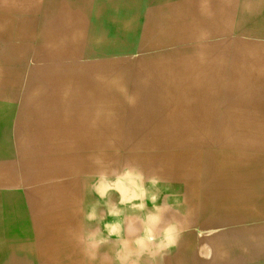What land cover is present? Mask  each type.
Wrapping results in <instances>:
<instances>
[{
	"label": "bare ground",
	"instance_id": "6f19581e",
	"mask_svg": "<svg viewBox=\"0 0 264 264\" xmlns=\"http://www.w3.org/2000/svg\"><path fill=\"white\" fill-rule=\"evenodd\" d=\"M20 1L21 4H19L23 5V9L20 11L25 13V15L22 13L23 25L26 28H32L35 20L34 17L28 15L32 9L37 8V0ZM108 1L113 6H123L125 2V0ZM2 2L3 0H0V41L8 34L11 18L10 13L2 8ZM52 2L54 3V1ZM171 8L172 13L177 14L188 11L187 7L182 4H176ZM222 8L225 9L223 6ZM77 16L75 13L73 15L69 13L65 19L68 22L73 18L80 25ZM120 18L123 19L124 14L120 15ZM208 19L210 20V18ZM172 33H174L173 36L170 37L169 33L166 38L172 40L170 42L174 43L185 38V33L180 34V29L177 27L172 30ZM65 35L67 34L65 33ZM67 41L70 44L72 42H76L77 45L81 42L83 44L81 32L76 31L70 38L59 41L56 48H62ZM13 63L15 69L21 66L19 60H14ZM115 65L116 63H113L111 67ZM167 65L164 64L162 70L157 73L167 76ZM174 65L177 66L175 63ZM111 67H108L103 77L100 74L101 78L92 83L105 92L123 93L124 83H126L124 77L110 78L109 73H106L113 71ZM49 72L52 73V71ZM177 77L181 81L175 88L164 89V92L159 95V100L151 106L147 98L135 99V101L125 99L127 107L120 108V112L114 114L106 112V105L111 102L107 99L106 105L94 110L93 113H83L82 111L76 117L77 113L71 115L65 107H62L63 110L61 109L62 111L58 114H50L53 106L48 104L40 106L37 95L32 97L29 103L21 105L19 109L0 102V264H96L97 262L104 264L109 256L106 253H101L98 247L91 245L87 238L86 231L90 224L87 223L86 218L89 212L96 209L92 207L94 205H90L89 196L92 190L99 193L108 185L109 181L107 180L108 183H105L103 180L111 171L107 167V160H114L117 149L126 144L139 151L138 157L147 156L152 151V154L147 158H138L139 163L144 166H150L155 162L163 164L164 170L160 172L153 170L154 174L157 175L161 186H167L169 182L173 183L171 185L181 198L182 209L190 215L197 216L192 223L194 222L200 228L210 224V228L213 229L240 230L239 235H232L228 238L213 240L214 235H212L209 245L213 252L212 260L214 262L248 260L245 264H264V151L249 147V143L263 142L264 144V115L254 113L256 110L264 109V84H260L262 81L259 78V85L246 90V96H251L253 99L251 102L245 103L243 99L235 97L238 95V90L230 87L229 84L228 88L216 86L209 88L210 91L198 87L197 79H182V74ZM70 81H62V84L69 87L71 86ZM7 87V85L0 86V94L8 92L7 90L2 91ZM51 87L54 88V86ZM148 89V85L143 87V91ZM42 95L44 96V94ZM180 98L186 105L170 108L171 104L178 102ZM62 99H57L55 104H61ZM222 99L231 101L234 99L233 106L230 104L231 108H228L229 110L225 113L219 110L216 104L224 101ZM163 108L171 109V117L158 118L155 116L159 114V109ZM241 110L248 111V117H242ZM115 119L118 121L115 122ZM225 122L230 123L227 129L224 126ZM37 123L41 124L39 133L37 132ZM239 123L240 125H238ZM223 138H227L229 141H225ZM185 146H189V148L182 149ZM253 146H257V144ZM214 176L222 179L214 183L212 182ZM137 182L136 179L127 178L125 181H116L110 184L115 185L121 197L120 200L125 203L132 196L140 194L138 191L140 184ZM141 182L143 183V181ZM152 184L154 185L153 182L151 186ZM93 224L95 225V223ZM120 229L118 230L120 231ZM194 232V228L189 229L183 233L179 240L184 246L182 251L185 253L186 264L191 263L192 252L197 250L198 244L202 241L201 236ZM134 242L135 244L132 243V239L125 240L122 237L121 260L129 258L126 253L129 248L135 252V255L142 251L144 247L148 246L149 238L145 236L140 240L135 238Z\"/></svg>",
	"mask_w": 264,
	"mask_h": 264
},
{
	"label": "rangeland",
	"instance_id": "374dc122",
	"mask_svg": "<svg viewBox=\"0 0 264 264\" xmlns=\"http://www.w3.org/2000/svg\"><path fill=\"white\" fill-rule=\"evenodd\" d=\"M52 1H54V3ZM234 1L237 2L235 3ZM20 2V0H3L1 3L4 11H8L11 18L8 34L0 41V86H8L6 89L4 88L2 90H7L8 92H2V94H0V102L8 104L15 109L16 107L19 109L24 103H29L32 97L37 95L40 106L43 104H48L51 107L53 106L50 114L60 113L63 110L62 107L68 109L71 115L77 113L75 117L80 114V112L82 113V111L83 113L88 112L90 114L99 107L106 105V99L111 101L106 105L107 114L119 113L120 108L124 106L127 107L125 99L135 101V99L147 98L151 106L155 101L159 100V95L164 92V89L175 88L178 82L181 81V79L177 77L180 74H182V79H197V85H199L198 87L201 89H209L216 86H226V88H228L229 84L230 87H234L235 90H238V95H235V97L243 99L245 103L251 102L253 99L251 96H246V90L253 89L256 85H259V78H261L262 81L260 84H264V0H125L123 6H113L109 4L108 0H37V8L32 9L31 13L28 15L34 17L35 20L32 28H26L23 25L24 19L22 18V13L24 15L25 13L20 11L23 9V5H20ZM229 3L230 5H228ZM176 4L185 5L188 11L182 14L172 13L170 9L176 6ZM222 6L225 9H223ZM48 8L49 10H47ZM69 13L71 15H73V13L78 15L77 17L79 18L80 25L78 21H75L73 18L68 22L66 21L65 18ZM123 14L124 18L121 19L120 15ZM233 14L236 16L234 17ZM208 18H210V20ZM115 20L116 23H114ZM203 22H205V24H203ZM170 26L172 29L168 28ZM172 26L179 28L180 34L185 33V38L183 40L173 43L170 42L172 40H169V38L166 39L169 33L170 37L174 35L172 30L175 27L173 28ZM167 29L170 30L166 31ZM76 31L81 32L83 44H81L82 42L79 45H77L76 42L70 44L69 41H67L66 44H62V48H56V44L59 41L61 42L63 39L70 38ZM121 32L123 33L121 34ZM65 33L67 35H65ZM132 35L134 36L132 37ZM55 49H58V51H55ZM96 58H100L101 60ZM14 60H19L21 66L15 69L13 66ZM113 63H116L114 66L115 68L111 67ZM174 63L177 64V66L174 65ZM164 64H168L166 67L167 76L162 73L160 75L157 73L162 70ZM108 67L113 69V71L111 70L112 72L109 71L106 73H109L108 75L110 78L118 79L124 77L123 79L127 85L124 83L123 93L118 91L105 92L102 88L93 85L92 82L103 77ZM42 68L46 70L44 71ZM49 71H52V73ZM44 78L46 79L44 80ZM68 80H71V86L66 87L62 84V81ZM154 82L156 83L154 84ZM145 85L149 87L147 91H143ZM51 86H54V88ZM129 91L131 93H128ZM42 94H44V96ZM60 98H63L61 104H55ZM222 100L224 101L216 104L219 110L225 113L229 110L228 108H231L230 104L232 105L234 99H232V101ZM45 101L46 103H44ZM182 101L183 100L180 98L178 102L172 103L170 108L184 107L186 103L184 104ZM262 109H260V111L256 110L254 113L256 115H264V109ZM170 110L171 109L166 110V108L159 109V114L155 116L158 118L171 117ZM20 112L19 110V113ZM242 114V117H248L249 112L242 111ZM116 121L118 120L115 119V122ZM238 125H240V123ZM224 126L227 129L230 123L225 122ZM40 131L41 124L37 123V132L39 133ZM223 139L229 141L227 138ZM256 144L257 146H253ZM250 146L255 150L264 151L263 142H257L255 144L249 143V147ZM220 179L222 178L214 176L212 177V182L215 183ZM107 189L113 191L117 190L115 185H109ZM148 200L153 203L157 201L156 197H151ZM139 209L143 210L142 205H140ZM149 218L150 220L159 221V217L155 214H151ZM134 219L137 225L140 220L138 217ZM120 225V231H118V233H109V237L122 236L123 222H120ZM209 225H206L202 229V241L197 247V250L192 252L193 259L190 264L247 263L246 261L248 260L214 262L212 260L213 252L209 245V242L212 240V235H214L213 240L223 237L228 238L232 235H239L240 230L230 228L213 229L210 228ZM176 232L178 233L179 231L171 230V233ZM127 238L132 239L123 232V239L127 240ZM166 239L167 237L161 236L160 238H154V236L149 235L148 246L144 247L142 251H139L136 255L135 252L129 248L126 251L129 257L127 260H119L117 255L114 256L112 254L106 259L107 261L104 264H186L187 260L184 259L185 253L182 251L184 249V246L181 244L182 242L179 241L178 243V241H173L169 244ZM132 243L135 244L134 239H132ZM98 263L99 262L96 264Z\"/></svg>",
	"mask_w": 264,
	"mask_h": 264
},
{
	"label": "crops",
	"instance_id": "0c3cea01",
	"mask_svg": "<svg viewBox=\"0 0 264 264\" xmlns=\"http://www.w3.org/2000/svg\"><path fill=\"white\" fill-rule=\"evenodd\" d=\"M185 148H189V146H185L182 149H185ZM138 153L139 151L134 150V148H130L129 146H127V144L123 145L122 148L120 147V149H117L116 158L114 160H111V159L107 160L108 162L107 167L110 168L111 171L108 172V174L109 173L110 174L109 175L107 174L106 178L104 177L103 180L105 183L106 182L108 183L109 181L108 185L105 186L103 191L99 192L100 194L92 190L89 196L90 205L91 206L94 205L92 207H95L96 209L93 212L92 211L89 212L86 218L87 223L90 224V226L88 227L86 231L88 241L91 245L98 247L101 253H104V254L106 253L109 257L112 254L114 256L117 255L119 260H121L120 252H121V242H122L123 234L121 237L113 236L115 238L112 239L113 237H109V233H115V232L118 233L119 231L118 229L121 228L120 222H123L122 230L124 234L127 236H130L132 239L139 238L140 240V239H143V236L149 238V235L154 236V238H158V237L160 238L162 236V237H167L168 242L170 244L174 240L175 242L179 241L180 237L183 236V233L187 232L191 228L192 229L194 228V231H195L194 233L197 234L198 236L202 235L203 228L198 227V225L195 224L194 222L192 223V221L195 220L197 216L190 215L184 209H182L181 201H180L181 198L179 197L178 192H176V190L173 188L172 186L173 183L169 182L167 186L165 185L161 186L159 184L158 178L156 177L157 175L154 174L153 170H158L159 172L163 171L164 170L163 168L164 166H162L163 164L159 162H155V164H152L150 166H144V164L139 163L138 158H147L148 155L152 154V151H150L149 154L147 153L148 154L147 156L143 155V156L138 157L137 155ZM130 164L132 167L130 166ZM115 178L118 180H116ZM127 178L136 179L138 181L137 183L140 184L138 185L139 186L138 191L140 192V194L138 196H132L130 200L126 201L125 203L124 202L122 203V201L120 200L121 197L119 195L118 190L114 192H110L113 190L109 191L107 187L109 185H113L110 183H114L116 181L122 182V180L125 181V179ZM141 181H143V183ZM152 182L154 183L156 187L153 184L151 186ZM151 197H156L157 201L155 203H152V201H148V199H150ZM173 201L174 203H171ZM140 205H142V208L144 211L139 209ZM135 210H138V211H135ZM151 214L157 215V217H159V221L150 220L149 216ZM135 217H138L140 220L137 225H136V220L134 219ZM89 219L91 220L89 221ZM93 223H95V225ZM98 224L100 227L98 226ZM111 225H113V227H111ZM161 227H162V230H161ZM171 230H175V231L178 230L179 232L171 233ZM142 232L143 233L145 232L146 234L144 233L143 235ZM89 233L91 234L89 235ZM199 245L200 244H198V246Z\"/></svg>",
	"mask_w": 264,
	"mask_h": 264
}]
</instances>
